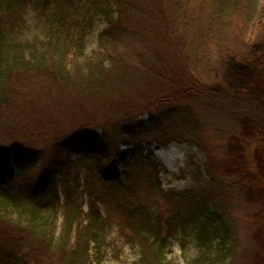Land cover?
Listing matches in <instances>:
<instances>
[{
  "label": "trees",
  "instance_id": "1",
  "mask_svg": "<svg viewBox=\"0 0 264 264\" xmlns=\"http://www.w3.org/2000/svg\"><path fill=\"white\" fill-rule=\"evenodd\" d=\"M31 1L34 0H0V13H5L0 15V264H16L28 258L33 264H100L107 222L99 202H111L122 226L138 238L143 264H168L163 260L167 244L177 234L185 237L187 233L194 235L199 248L215 249L217 264H227L240 243L234 215L226 208L225 200L228 190L238 189L241 182L233 176L219 177L218 173L206 170L201 177H194L191 187L165 192L160 188L158 164L150 155L143 154L141 146L150 143L159 148L170 142L195 140L193 136L205 125L189 114L193 109L188 105L175 108L171 104L200 101L203 110L214 118L221 97L231 100L229 109H225L231 119L234 115L248 116L264 136V112L253 111L252 104L235 103L240 100L234 94L210 95L200 90L211 81V75L204 72L214 62L209 45L215 46L220 56L222 49L227 48L221 58L236 56L235 46L226 41L230 30H221V24L229 25L222 13L227 17L230 7L246 3L245 7L254 12L256 0H216L220 33L215 31L214 39L210 36V41L197 48L198 42L190 53L202 55L199 67L206 78L201 73L195 75L193 66L188 65L185 86L177 84V90L186 91L179 99L171 98L170 81L162 78L152 84L148 69L138 70L133 63L152 53L159 57L160 51L162 55L166 53L161 45L156 47L158 53L153 52L154 44L151 46L149 38L150 32L159 38L168 32L171 20L166 15L165 0H35L53 5L46 37L2 51L6 35L17 32L25 23L17 18ZM95 23L106 25L96 35L99 58L86 53L88 35ZM253 25L258 26V31L254 38L246 35L249 49L236 58L251 66H262L264 29L260 27L264 24ZM170 39L174 44L171 34ZM168 67L175 70L174 65ZM135 71L148 80L144 81L146 89L153 91L150 105L114 106L113 99L120 90L130 87ZM151 105L165 108L166 118L159 116L152 126L142 129L134 121L135 115L142 110L148 112ZM166 123L174 129H184L180 133H166L159 125ZM97 129L102 134L100 142L92 134ZM157 132L159 137L154 136L151 142L140 140L144 134ZM47 141L52 143V149L47 145L34 146ZM119 143L134 152L125 154L116 147L111 151ZM73 148L77 155L71 160ZM82 160L95 162L97 178L114 189L112 193L107 188L94 197L85 181V193L91 195L92 201L87 211L75 202L74 191L65 183L60 202L56 186V175L61 177L64 168ZM117 160H121L118 166ZM102 161L108 165H99ZM192 165L187 164L191 173ZM27 173H36L29 187L23 184L29 181L23 182ZM143 180L151 187L147 193L141 187ZM102 195H108L106 200ZM157 195L170 205L166 217L150 203Z\"/></svg>",
  "mask_w": 264,
  "mask_h": 264
},
{
  "label": "rangeland",
  "instance_id": "2",
  "mask_svg": "<svg viewBox=\"0 0 264 264\" xmlns=\"http://www.w3.org/2000/svg\"><path fill=\"white\" fill-rule=\"evenodd\" d=\"M164 3L168 21L171 20L172 23H168L169 28L165 37L159 38L157 34L153 35L150 32L149 38L151 46L154 44V48H151L153 52L158 53L156 47L161 45L162 51L164 50L163 52L166 53L162 55L160 51V57L158 54L154 55L152 53L146 55L145 60L136 58L133 63L138 70L148 69L147 71L150 74L148 80H152V84H156L154 83L155 80L159 81L162 78L170 81L173 85L170 96L179 99L183 98L186 91L184 93L183 89L177 90V84L183 83V86H185L189 76L185 68L192 65V71L195 72V75L201 73L204 76V72L211 75L208 86L201 88V91L206 90L210 95L231 93L236 95L237 100H240L233 102L242 105L252 104L251 109L253 111L264 112V65L251 66L236 58V56L249 49L246 35L247 38L251 39L258 31V26H254L253 22L264 24V0H256L257 9L254 12H250L245 7L246 3L230 7L227 17L222 13L224 20L228 18L229 25L226 27L221 24V30L225 28L230 30L226 41H229V45L232 47L235 46L236 56L229 54L221 58L225 52H228L227 48L222 49L220 56L218 49L209 45V50H212L210 56H214V62L211 63L213 67L204 72L199 67V60L202 55H192L190 53L193 52L192 47L197 45L198 42L200 43L197 48L210 41L211 37L214 39L216 37L215 31L220 33L216 10L218 9V2L216 0H165ZM53 12L51 3L43 5L35 0L29 2L17 18V20H23L25 23L21 24L17 32L6 35L3 39L2 51H9L10 48L24 41H42L46 37ZM179 12L181 16H179ZM4 14V12L0 13V15ZM105 27L104 23L93 25L86 44L88 55L95 58L100 57L96 35ZM260 28L263 30L264 25ZM169 31L174 44L170 39ZM232 47H229V50ZM168 49H171V52ZM169 64L174 65L175 70L169 68ZM150 66L151 68H149ZM134 76V79L129 83L130 87L126 90H120L113 99L114 106L133 108L143 103L150 105L149 99L153 91L146 89L147 86L144 81L147 79L142 77L138 71L134 72ZM204 77L206 78V75ZM221 98L217 101V104H219L218 113L214 118H210V114L203 110L200 101L190 100L188 102L172 103L171 105L175 108H182L185 104L192 108L193 112H189V114L202 122L205 128L193 136L195 140L190 141V139H187L190 143L187 141L170 142L159 148H155L150 143H143L141 149L143 154L150 155L154 163L158 164L160 188L165 192L181 191L191 187L194 177H201L206 170L218 173L219 177L233 176L234 179L239 180L241 182L240 187L234 191L229 189L225 200L226 208L234 215L235 226L238 230L237 238L240 243L235 254H233V258L227 259V264H264V136L253 127L248 116L234 115L231 119L228 113L225 112V109H229L228 104L231 100ZM150 108L148 112L142 110L141 113L138 112L135 115L134 121L142 129L152 126L153 120L159 116H161V119L166 118L167 110L165 108H155L154 105H151ZM181 118L183 119L182 116ZM159 125L166 133H180L184 129V126L181 129L179 127L174 129V126L168 123ZM92 134L95 141L100 142L101 131L97 129ZM154 136L158 138L159 133L144 134L140 140L144 139L151 142ZM40 145H47L48 148L52 149V143L49 141L45 144L44 142L36 143L34 146ZM115 147L125 154L134 152L131 147L121 143L113 146L111 151ZM76 155L77 153L73 148L69 158L73 160ZM136 156H138V152ZM120 162L121 160H117L116 165L118 166ZM94 163L82 160L80 164L73 163L64 168L61 177L56 175V186L60 202L63 201V183L74 191L73 199L82 205L83 211H87L89 204L92 202L91 195L89 197L87 192L85 193V181L86 188H89L94 197L106 192L107 188H110L112 193L114 192L109 184H104L97 178V168ZM107 163V161H102L99 165L107 166ZM187 164H193L192 173L191 165L187 166ZM144 175L146 177L148 174ZM35 177L36 173H27L23 182L29 181L23 184L29 187V182ZM141 187L145 193L151 188L146 180L142 181ZM107 196L102 195V198L104 197L106 200ZM150 203L163 213V216L166 217L169 214L170 205L160 196H154ZM98 206L102 211V217L107 222L103 229L100 264H143L142 245L137 237L133 238L131 231L122 226L112 203L99 202ZM60 223L61 217L58 219V227H60ZM214 256V248L210 250L199 248L196 245L194 235L187 233L185 237L177 234L167 244L164 249L163 260L168 264H210V261L217 264L218 262ZM146 258L149 259L150 256L146 255ZM31 260L30 258L20 259L16 264H33Z\"/></svg>",
  "mask_w": 264,
  "mask_h": 264
}]
</instances>
